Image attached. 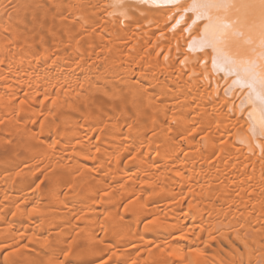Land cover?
Instances as JSON below:
<instances>
[{
    "label": "bare ground",
    "instance_id": "1",
    "mask_svg": "<svg viewBox=\"0 0 264 264\" xmlns=\"http://www.w3.org/2000/svg\"><path fill=\"white\" fill-rule=\"evenodd\" d=\"M17 1L0 138L28 152L0 146V264H264V139L190 0Z\"/></svg>",
    "mask_w": 264,
    "mask_h": 264
},
{
    "label": "snow or ice",
    "instance_id": "2",
    "mask_svg": "<svg viewBox=\"0 0 264 264\" xmlns=\"http://www.w3.org/2000/svg\"><path fill=\"white\" fill-rule=\"evenodd\" d=\"M122 3L114 0L116 7ZM186 13L192 14L191 25L203 22L196 27L199 36L192 47L207 51L213 68L243 90L241 107L252 106L249 132L264 139V0H190L181 18Z\"/></svg>",
    "mask_w": 264,
    "mask_h": 264
},
{
    "label": "rangeland",
    "instance_id": "3",
    "mask_svg": "<svg viewBox=\"0 0 264 264\" xmlns=\"http://www.w3.org/2000/svg\"><path fill=\"white\" fill-rule=\"evenodd\" d=\"M16 1H17V0H16ZM34 1H35V0H34ZM19 2H20V1L18 0V1L16 2L17 4H16V3H15V4L18 5ZM73 4H74V3H73ZM10 5H11V4H10ZM74 5H75V4H74ZM72 6H73V5H72ZM75 6H76V5H75ZM0 136H1V135H0ZM4 136H7V135H4ZM9 136H10V135H9ZM13 137H14V136L5 137V138L3 137L4 139L0 138V140L2 139V140L4 141V142H3L2 140L0 141V142H1V143H0L1 148H2V145L6 146V148H7V147L9 148V149H6V148H5V149L7 150V151H6V150L4 149V146H3L2 151L5 150V152H2V151H1V153H2V154H3V153L8 154V153H9L8 150H10V154L20 153V151H21V153H22V152H23V153H27V152H28V149H27V147H26V145H27V142L25 141L26 139H25V140L23 139V141H21V139H19V138H15V137H14V138H15V140H14ZM7 138H10V139H8L9 141H8V140H5V139H7ZM17 139H19V140H17ZM11 140H14L15 142H14V141L11 142ZM18 141H19V143H23L22 145H23V146L25 145L23 148H26V149H23V148H22V145L19 146ZM24 141H25V142H24ZM8 142H9V143H8ZM13 142H14V143H13ZM28 142H30V141L28 140ZM4 143H5V144H4ZM10 143H11V144H10ZM14 144H15L16 146H14ZM10 147H12V148L15 147V148L12 149V148H10ZM22 149H23V150H22ZM0 150H1V149H0ZM13 150H14V151H13ZM17 150H18V151H17ZM15 151H16V152H15ZM14 152H15V153H14ZM6 154H4V155H6ZM243 234H244V232H243ZM243 236L246 237L245 234H244ZM262 242H263V244H264V241H263V240H261V242H260L259 244H257V242H254V241H253L252 244L255 243V246H258V245H262ZM249 244H250V243H249ZM252 244H250V246H249V245H245V247L247 248V247L249 246V248H250V247H252V246H251ZM256 244H257V245H256ZM255 246H253V247H255ZM242 247H243V244H242ZM231 248H232V247H231ZM246 248H245V249H246ZM240 249L243 250V248H241V247H240ZM230 250H231V249H230Z\"/></svg>",
    "mask_w": 264,
    "mask_h": 264
}]
</instances>
